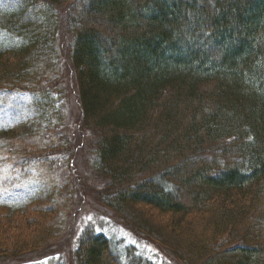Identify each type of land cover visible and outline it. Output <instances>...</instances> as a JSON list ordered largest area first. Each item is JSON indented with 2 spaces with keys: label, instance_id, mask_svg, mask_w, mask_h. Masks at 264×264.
<instances>
[{
  "label": "trees",
  "instance_id": "trees-1",
  "mask_svg": "<svg viewBox=\"0 0 264 264\" xmlns=\"http://www.w3.org/2000/svg\"><path fill=\"white\" fill-rule=\"evenodd\" d=\"M14 5L0 11V34L13 42L0 43V92L29 101L22 132L0 134L6 173L50 166L55 149L69 152L58 135L62 22L82 119L95 136L94 168L106 180L97 202L117 218L142 206L172 216V226L191 215L193 224L203 221L189 252L172 250L179 264H264V0ZM53 184L44 181L23 201L0 193V262L37 257L62 239L73 182L64 194ZM141 226L150 239L161 233L149 222ZM73 257L76 264H148L124 260L89 230Z\"/></svg>",
  "mask_w": 264,
  "mask_h": 264
},
{
  "label": "rangeland",
  "instance_id": "rangeland-1",
  "mask_svg": "<svg viewBox=\"0 0 264 264\" xmlns=\"http://www.w3.org/2000/svg\"><path fill=\"white\" fill-rule=\"evenodd\" d=\"M14 6V0H0L1 12L9 11ZM63 13L64 10L61 12V20L64 19ZM25 15H28L27 11H25ZM60 26L61 29L57 33V45L63 68L65 100H63V104L61 103L64 120L61 130L58 131L61 135H58L62 139L66 138L69 152L66 149H53L54 154H50L52 158L50 166L47 164L36 165V168L34 165L26 164V170L14 171L11 175L5 171L8 169L5 158L0 157V193H4L5 197L8 196L10 201H23L35 192L37 193L42 188L44 181L48 184L52 179L55 190L58 189L62 194L67 192L66 188L73 182V203L70 210L65 213L64 219L66 232L62 239L56 241L47 252L45 250L37 257L28 256L20 260L7 259L0 264H55L57 262L76 264L73 257L74 249L78 237L85 230L102 234L108 238L114 253L125 258L124 260L137 262L139 259L148 264H179L173 257L175 254L172 250L180 255L189 252L190 244L197 238L196 230L203 225V221H195L196 223L193 224L194 220L191 215L183 225L172 226L170 224L172 216H162L156 211L142 206L134 208L132 214L125 210L123 217L117 218L97 202V193L103 189L106 180L97 174L94 168L95 136H92L82 119L75 78L69 66L67 52H65L68 38L64 34L62 22ZM3 37L0 34V43L1 41L4 45L13 43L11 37ZM28 101L29 98L24 94L0 92V134L3 131H14L15 135L16 132H22L21 128L27 123ZM3 139H5L4 135L0 136V140ZM17 142L24 144L25 147L31 146L30 139H22ZM6 144L9 145L11 142L8 144L6 141ZM6 144L4 143L2 148L6 147ZM47 144L53 146V144ZM66 154L70 159L71 179L65 166L67 165L64 161ZM14 162L15 160H13ZM68 179L70 181L66 184ZM21 220L22 224L19 227L26 230L25 219ZM122 220H128L137 231L128 227ZM145 221L155 229L161 230V233L156 236L150 233L148 236L160 239L171 250L165 248V244L155 242L154 238L150 239L138 232L139 230L147 234L141 226Z\"/></svg>",
  "mask_w": 264,
  "mask_h": 264
}]
</instances>
